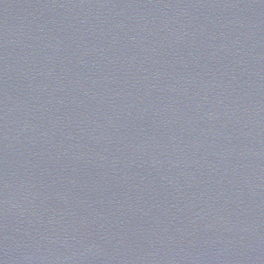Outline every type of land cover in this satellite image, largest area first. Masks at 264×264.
I'll list each match as a JSON object with an SVG mask.
<instances>
[{
  "label": "water",
  "instance_id": "obj_1",
  "mask_svg": "<svg viewBox=\"0 0 264 264\" xmlns=\"http://www.w3.org/2000/svg\"><path fill=\"white\" fill-rule=\"evenodd\" d=\"M0 264H264V0H0Z\"/></svg>",
  "mask_w": 264,
  "mask_h": 264
}]
</instances>
